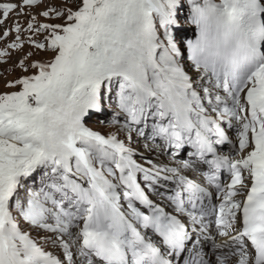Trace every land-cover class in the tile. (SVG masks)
I'll return each instance as SVG.
<instances>
[{
  "label": "snow or ice",
  "instance_id": "6c2138e0",
  "mask_svg": "<svg viewBox=\"0 0 264 264\" xmlns=\"http://www.w3.org/2000/svg\"><path fill=\"white\" fill-rule=\"evenodd\" d=\"M43 5L0 2V264H264V0Z\"/></svg>",
  "mask_w": 264,
  "mask_h": 264
},
{
  "label": "rangeland",
  "instance_id": "374dc122",
  "mask_svg": "<svg viewBox=\"0 0 264 264\" xmlns=\"http://www.w3.org/2000/svg\"><path fill=\"white\" fill-rule=\"evenodd\" d=\"M0 2H3V0H0ZM12 2H19V0H12ZM49 4L60 6L62 4V0H44V5L39 9H34L33 11L34 12L42 11ZM14 18H15L14 15L10 16L9 20L6 22V26H10ZM26 19H27L26 17L23 18V20H26ZM40 19H41V22H49V21H44L43 18H40ZM52 22L61 23L62 21H52ZM3 31H4V28L0 27V34H2ZM14 39H15V34L13 33L7 38V40H0V49H4L7 46V44L14 42ZM30 50L32 49H30L27 45L25 46L23 51L9 50L11 52V56L10 58H7L8 62L0 63V93L18 90V89L6 88L5 85L7 82L14 81L19 76L23 75V73L18 68H16L15 65L25 55V53ZM34 58L41 59V58H47V57L41 54ZM97 130L104 131L105 129L97 126Z\"/></svg>",
  "mask_w": 264,
  "mask_h": 264
}]
</instances>
